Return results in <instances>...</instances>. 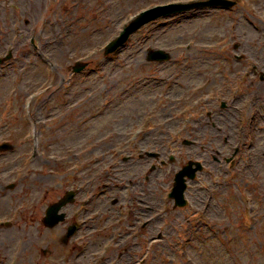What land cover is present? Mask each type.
I'll return each mask as SVG.
<instances>
[{
  "label": "rangeland",
  "instance_id": "1",
  "mask_svg": "<svg viewBox=\"0 0 264 264\" xmlns=\"http://www.w3.org/2000/svg\"><path fill=\"white\" fill-rule=\"evenodd\" d=\"M167 1L170 0H106L104 10L99 9L96 17L86 8H81L77 13L86 15L76 24L67 23L68 20L63 18L56 29L37 33L36 41L41 48L38 51H44V42L48 45L57 42L47 50L51 61L45 66L29 53L27 36L30 32L15 31V37L12 33L3 32V43L9 40L6 49L11 48L17 39L25 51L22 57L15 48L14 59L0 69V138H10L14 145L13 154L3 156L4 161H8L4 164L8 169L1 174V182H15L14 173L21 168L49 173L51 176L47 177L32 174L18 181L19 186L10 191L17 196V204L37 217L41 213L45 188L50 189L52 199L58 198L72 187L70 175L87 179L92 184L108 176V181L119 187L112 188L106 203L119 193L118 188L122 187L129 193L134 189L132 184L142 183L148 195L154 194V201L158 197L157 200L164 202L171 190L174 174L188 161H198L203 170L188 184L185 194L187 207L171 211L163 222H154L146 235L131 240L127 251L114 243L107 264H139L142 259L143 264H264V0H245L232 11L190 12L159 20L134 34L112 56L102 57L100 49L122 28L128 14ZM26 4L29 5L28 2ZM34 6L29 15L33 19L36 18ZM4 9L8 11L9 6L5 4ZM25 18L26 15H17L13 19L12 14H1L0 26L7 25L13 29L18 20ZM235 45L236 50L233 48ZM156 48L170 52L172 60L160 65L147 62L146 51ZM92 50L98 53L89 58L94 63L88 70L79 77L67 75V67L73 64L74 59ZM235 55L242 59L236 60ZM43 57H47L46 52ZM222 58L226 69L223 68ZM260 73L263 74L261 81ZM60 80H63L62 86ZM184 82L192 84L194 90L198 88L199 96L209 93L204 99L215 96L225 86L227 91L223 93V100L228 103L233 98L235 101L229 103L225 111H220L219 103L213 102L204 108L192 109L191 114H186L180 123H167V132L175 127L169 134L174 139L175 135L180 137L178 142L169 144V149L162 142L164 138H157L156 143L148 140L149 136L145 142L140 141L139 147L145 150L146 144L150 145L152 150L160 152L159 159L167 162L163 169L157 170L145 182L155 161L145 157L137 160L136 154L132 160L123 161L127 153L118 156L115 153L114 156L110 151L123 145L127 132L130 131L131 138L134 137V127L145 111L149 114L156 112L153 127L158 121L168 122L174 117L179 109L168 103L162 104L159 99L164 94L172 96L175 92L179 93L178 85ZM43 83L51 89H65L68 94L64 96L65 92L59 91L60 95L55 94L49 104L43 105L42 101L35 103L34 118L39 127L36 139H33L30 135L35 134L34 128H27L21 120L20 102L30 90L38 86L42 88ZM12 88L14 90L10 93ZM102 99L111 100V104L102 116L94 118ZM62 101L69 102L63 106ZM238 109H242L244 117H247L244 159L251 151L256 154L255 160L242 166L247 174L254 168L258 170V178L254 181L255 204H250L246 210L251 214L244 215L239 195L234 189V186L241 187V182L236 180L246 179L247 174L240 168L243 159L233 174L237 173V178L230 187L214 196L207 213L202 215L199 210L206 193L210 191L214 194L219 189V179L226 181L232 177L226 166L214 163L213 158L226 154V147H221V135L225 128L236 125ZM208 111L212 113L211 121L215 123V128L207 124ZM164 131L165 128L157 133ZM183 139L194 144L184 147L181 145ZM35 146H38V158L32 162L26 156ZM169 156L174 158L172 163H168ZM94 157L97 160L92 161ZM112 161H117L115 167H110ZM70 167H78L79 171L70 174ZM40 188L43 189L38 192ZM219 200L223 201L224 209H220ZM69 207L66 212L71 219L78 207ZM240 219L242 226L240 228L236 222L238 229H235V221ZM65 227L66 224L57 226L48 236V231L36 229L33 245L38 252L37 260L42 257L43 251H47L48 256L43 257L46 264H67L71 261H74L73 264H87L105 242L88 240L89 243L85 244L87 251L75 260L73 252L78 248L77 236L72 238L69 247L59 245ZM223 231L226 232L224 235ZM157 232L162 238L150 246ZM144 241L148 247H143L141 242ZM33 262L31 260L29 264Z\"/></svg>",
  "mask_w": 264,
  "mask_h": 264
},
{
  "label": "flooded vegetation",
  "instance_id": "2",
  "mask_svg": "<svg viewBox=\"0 0 264 264\" xmlns=\"http://www.w3.org/2000/svg\"><path fill=\"white\" fill-rule=\"evenodd\" d=\"M5 1L0 3L1 13L12 15H31L34 5H43V0H10L8 4L10 7L7 11L4 9ZM26 2L29 5L25 6ZM60 2L61 0H56L52 3L48 0V13L51 15L62 10L67 20L70 15H81L77 13L81 8H86L87 11L92 9L93 0H88L86 4L83 0H66L64 5ZM30 26L31 24L24 21L21 29L26 30ZM6 186L7 184H3L0 178V264H28L31 260L35 264V246L33 245L35 228L34 224L32 226L29 224V220L34 221L35 216L33 213L29 214L24 208L22 212L20 205L17 204V196L7 191ZM17 186L19 185L15 187Z\"/></svg>",
  "mask_w": 264,
  "mask_h": 264
},
{
  "label": "water",
  "instance_id": "3",
  "mask_svg": "<svg viewBox=\"0 0 264 264\" xmlns=\"http://www.w3.org/2000/svg\"><path fill=\"white\" fill-rule=\"evenodd\" d=\"M214 3V2H212ZM211 4V3H210ZM190 8V6H166V7H163V8H157V9H152L150 11H147V12H144L142 13V17L145 18V19H142V20H139V21H136L134 24H133V27L132 29H136L140 24L146 22V21H149V20H152V19H155L159 16H162V15H166V14H169V13H173V12H176V11H180L181 9H188ZM141 17V18H142ZM130 33V31H126L124 37H121L117 42L114 43L113 45V49H115L119 44H121L123 42V40L126 38V36ZM169 56L164 54L163 52H160V51H155V52H151L148 54V60H163V59H168ZM193 173L194 171L190 169V167L186 168L184 171H182L181 173H179L176 177V190H181L183 188V176H189V177H193ZM59 205L56 206V208H58ZM56 208H52L50 210L51 214L53 212L56 211ZM53 222H56L57 219H52Z\"/></svg>",
  "mask_w": 264,
  "mask_h": 264
}]
</instances>
